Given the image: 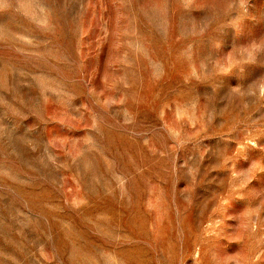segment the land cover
Masks as SVG:
<instances>
[{"label":"rangeland","instance_id":"obj_1","mask_svg":"<svg viewBox=\"0 0 264 264\" xmlns=\"http://www.w3.org/2000/svg\"><path fill=\"white\" fill-rule=\"evenodd\" d=\"M0 264H264V0H0Z\"/></svg>","mask_w":264,"mask_h":264}]
</instances>
